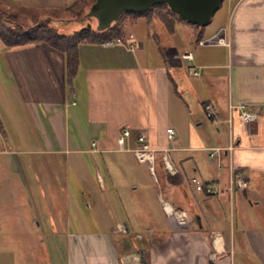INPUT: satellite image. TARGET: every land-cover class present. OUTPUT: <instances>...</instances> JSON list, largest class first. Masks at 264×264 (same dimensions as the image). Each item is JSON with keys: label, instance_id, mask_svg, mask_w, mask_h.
I'll list each match as a JSON object with an SVG mask.
<instances>
[{"label": "crops", "instance_id": "obj_1", "mask_svg": "<svg viewBox=\"0 0 264 264\" xmlns=\"http://www.w3.org/2000/svg\"><path fill=\"white\" fill-rule=\"evenodd\" d=\"M218 10L216 26L189 25L188 44L182 22L169 32L152 14L124 16L123 42L78 43L72 89L62 51L0 39V264H264V0ZM230 102L258 112L244 126L233 113L231 162L248 184L232 193L229 155L221 167L209 156L228 144ZM192 175L223 189L197 191Z\"/></svg>", "mask_w": 264, "mask_h": 264}, {"label": "trees", "instance_id": "obj_2", "mask_svg": "<svg viewBox=\"0 0 264 264\" xmlns=\"http://www.w3.org/2000/svg\"><path fill=\"white\" fill-rule=\"evenodd\" d=\"M94 0H74L63 6L31 5L26 3L7 4L0 0V39L7 46L27 42L44 41L64 53L66 83L73 88V78L78 66V43L82 41L102 43L122 37L121 17L105 29H96V18L87 15ZM132 15L152 14L169 32H174L177 22H188L173 11L165 2L156 3L145 11L127 12ZM87 22L91 27H87ZM200 35L195 36L198 41Z\"/></svg>", "mask_w": 264, "mask_h": 264}, {"label": "built area", "instance_id": "obj_3", "mask_svg": "<svg viewBox=\"0 0 264 264\" xmlns=\"http://www.w3.org/2000/svg\"><path fill=\"white\" fill-rule=\"evenodd\" d=\"M121 42H123V38L116 37V38L105 40L102 43L103 45H112V44L121 43ZM182 57L190 59L191 53L190 52L183 53ZM191 72L193 75H198L201 73V67H197V68L193 67ZM203 107H204L206 116L209 119L214 120L216 118V115L213 110L212 103L209 101H206L204 102ZM234 111H237L239 113V119H238L237 124L241 126H244L246 123H249L250 121L254 120L258 116V112L256 110L248 109L244 107L243 104H236V103L230 102L228 104V117H227L228 130H229L228 144L225 146L211 147L209 150V156L216 159V164L218 167L222 166V161H221L222 155L224 153L229 155L228 157L229 159V181L227 185L224 187V189L228 190L230 193H232L235 189L243 190L248 184L246 176L242 173V171L234 168L231 162V150L233 149L234 142H235L234 141L235 137L233 134V113ZM166 132H167L168 137L171 138L174 135L175 130L172 127H167ZM123 133L128 134V129L124 128ZM138 139L141 142V146L138 150V154L141 157H146L147 160L149 161L150 168L153 169L154 156H153V153H150V147L147 142L148 137L145 135V133L142 132L138 135ZM162 159L164 161L165 166H167L171 171L175 169L173 165L170 164L168 160L166 159L164 152H162ZM190 182L192 183L193 187L197 191H201L207 194H216L220 190L223 189L219 184L211 182V181L201 180L195 175H192L190 177ZM171 208L172 210L169 211V213L173 214L176 217V220L178 222L181 220L182 221L184 220V222L187 221L186 212L184 210L175 209L172 206Z\"/></svg>", "mask_w": 264, "mask_h": 264}, {"label": "water", "instance_id": "obj_4", "mask_svg": "<svg viewBox=\"0 0 264 264\" xmlns=\"http://www.w3.org/2000/svg\"><path fill=\"white\" fill-rule=\"evenodd\" d=\"M223 0H94L90 5L87 15L96 18V29L102 30L117 20L123 12H141L156 3L165 2L179 16L199 26L205 25L219 8ZM87 27L91 23L87 22ZM168 178L174 182H180V173L174 169L171 171L165 166ZM176 219V217H175ZM143 264H147L144 256L141 257Z\"/></svg>", "mask_w": 264, "mask_h": 264}, {"label": "rangeland", "instance_id": "obj_5", "mask_svg": "<svg viewBox=\"0 0 264 264\" xmlns=\"http://www.w3.org/2000/svg\"><path fill=\"white\" fill-rule=\"evenodd\" d=\"M3 1L6 2L7 4H15V3H18L17 0H3ZM42 1H43V0H42ZM71 2H73V0H63L62 3H60V4H61V5H68V4H70ZM45 4H47V3H44V5H45ZM222 4L225 5V0L222 1ZM218 9H219V8H218ZM218 9H217V10H218ZM217 10H216L215 13H214L215 15L212 16V18L210 19V21L206 24V25H208V26H206V27H211L212 25L216 26L217 23L220 21L219 19H220V17H221V12H220L219 10H218V11H217ZM126 15H128V13H127V12H124V13L122 14L121 19H122L124 16H126ZM160 23H161V22H160ZM182 24L185 25V27H181V28L179 29V26H178V24H177V28L179 29L181 40L184 41V44H188V43H185V42H186V40H187L188 33L190 32V31H189V25H192V26H194V27H197V26H195V25H193V24H191V23H188V22H182ZM182 24H181V25H182ZM31 145H32L33 148H37V146H39V145H37V143H31ZM7 146H8V145L5 144V147H7ZM12 146H19V145H17V144H12ZM158 192H160V194H163L164 190H162V189H160V188H159V189L156 188L155 190L152 191V193L155 194V196L159 194ZM163 196L166 198V195H163ZM161 201H162V199H161ZM150 202H151V203H155V200L151 199Z\"/></svg>", "mask_w": 264, "mask_h": 264}]
</instances>
